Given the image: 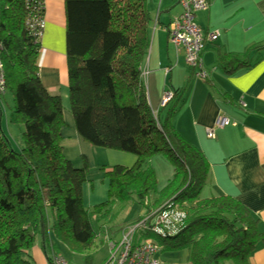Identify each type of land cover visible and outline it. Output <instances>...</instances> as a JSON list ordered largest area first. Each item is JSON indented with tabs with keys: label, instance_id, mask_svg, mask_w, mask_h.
I'll return each instance as SVG.
<instances>
[{
	"label": "trees",
	"instance_id": "obj_1",
	"mask_svg": "<svg viewBox=\"0 0 264 264\" xmlns=\"http://www.w3.org/2000/svg\"><path fill=\"white\" fill-rule=\"evenodd\" d=\"M63 1L75 129L84 141L132 153L136 160L131 166L107 167L106 199L84 206L87 164L75 167L63 154V106L39 75L40 44L26 29L25 1L0 0V58L12 93L8 119L21 128V144L14 145L0 123V264H40L35 243L50 264L57 253L52 235L73 251H85L97 233L91 215L105 217L113 203L129 199L147 206L148 213L171 197L185 208L186 218L174 234L157 236L164 249L187 248L192 264H250L252 251L264 243V231L236 198L200 196L209 162L172 124L181 90H173L161 119L152 113L141 74L150 45L145 0ZM218 61L227 73L250 65L231 53L220 54ZM157 153L173 166L162 188L149 163Z\"/></svg>",
	"mask_w": 264,
	"mask_h": 264
},
{
	"label": "crops",
	"instance_id": "obj_2",
	"mask_svg": "<svg viewBox=\"0 0 264 264\" xmlns=\"http://www.w3.org/2000/svg\"><path fill=\"white\" fill-rule=\"evenodd\" d=\"M209 2L207 10L196 13L203 32L218 30L217 38L206 41L201 52L206 71L203 79L186 65L183 51L177 52L168 38V24L182 11L178 0H145L150 15V45L142 64L147 98L154 117L161 119L165 112L160 106L163 91L181 90L172 124L181 136L202 150L209 162L206 196L230 195L241 201L258 219V229L264 231V0ZM45 18L37 58L39 75L47 90L61 98L64 156L75 167L87 164L88 180L82 185V196L84 206L90 207L107 196L105 169L116 164L131 166L136 156L94 146L77 133L69 105L64 1L45 0ZM222 53L235 54L250 65L227 73L218 61ZM239 100L244 105H239ZM220 114L235 124L216 127ZM8 116V133L16 130L19 135L20 126L11 123ZM1 126L6 131L2 123ZM208 129H213L214 137L207 136ZM155 157L149 163L156 172L152 164ZM91 170H98L99 177L92 179ZM33 252L40 264H49L38 243ZM249 262L264 264V243L252 251Z\"/></svg>",
	"mask_w": 264,
	"mask_h": 264
},
{
	"label": "built area",
	"instance_id": "obj_3",
	"mask_svg": "<svg viewBox=\"0 0 264 264\" xmlns=\"http://www.w3.org/2000/svg\"><path fill=\"white\" fill-rule=\"evenodd\" d=\"M27 13L25 26L35 42H39L46 23L45 0H24ZM182 11L167 26L170 42L177 52L183 51L186 65L194 69V74L200 78L206 77L203 67L201 52L206 41H214L218 30L203 32L196 21V13L209 8V0H178ZM3 43L0 40V53ZM170 70L165 68L166 73ZM142 76L145 74L142 70ZM6 80L3 64L0 58V96L6 93ZM173 98V90L165 89L161 96L160 106L164 107ZM244 105L239 100V105ZM235 124L230 118L220 114L215 120L216 127ZM207 136L214 137L213 129L207 130ZM186 218V210L180 202L173 197L163 201L156 208L150 210L139 220L122 228V236L117 241L109 243V257L104 264H192L188 260L183 262H167L154 256L158 246L150 241L134 239L137 230L153 232L161 237H166L177 232ZM50 264H70L59 253L51 255Z\"/></svg>",
	"mask_w": 264,
	"mask_h": 264
},
{
	"label": "rangeland",
	"instance_id": "obj_4",
	"mask_svg": "<svg viewBox=\"0 0 264 264\" xmlns=\"http://www.w3.org/2000/svg\"><path fill=\"white\" fill-rule=\"evenodd\" d=\"M191 69L194 70L193 68ZM11 105H12V93L10 92V90L7 89L4 96H2V104H0L1 123L4 129H6L7 132L6 131L5 132L8 134L9 138L14 141V145L16 144L20 145L21 141H20V134L18 135V131L15 130L11 134L10 132L8 133V130L6 128L5 116L9 114L10 111L9 107ZM153 157H155V159H153L152 164L156 169L157 187L162 188L168 180V175H172L173 166L171 162L168 159H166V157L162 154H158V153L154 154L151 156L150 160ZM157 158H159V161L157 160ZM97 171L98 170H96L95 173V170H91L89 176H91L92 179L95 178V176L99 177L100 173H98ZM204 186L200 191V196L207 195L208 191H206ZM99 201H103V200H99ZM148 209L149 208L147 206L140 204L134 201L133 199H129L126 201H116L110 206L107 215L105 217H98L95 215L90 216V220L93 225V228L97 232L91 247H89L87 250L82 252L73 251L70 248H68L62 241L58 240L56 237L52 235L51 238H52V243L55 245L54 246L55 251H57V253L62 255L70 264H104L109 257L110 241L113 240L117 241L122 236L121 233L122 228L119 229L117 228V226L119 224H123L124 226V224L128 222H133L131 220L136 216L142 217L146 215ZM127 225H125L124 227H126ZM148 234H150V236L145 235L143 231L137 230L134 233V239L136 241L139 239L141 240L144 239L154 242L158 246V249L154 253V256L157 257L158 259L167 262H183L189 259V252L187 248L179 247V248L164 249L162 247V244L159 241H157L156 238L158 235L156 233L149 232Z\"/></svg>",
	"mask_w": 264,
	"mask_h": 264
}]
</instances>
